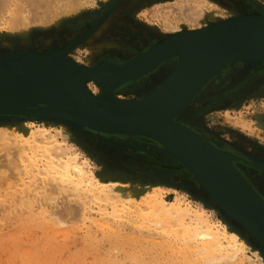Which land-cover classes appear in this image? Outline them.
<instances>
[{
  "label": "rangeland",
  "instance_id": "rangeland-1",
  "mask_svg": "<svg viewBox=\"0 0 264 264\" xmlns=\"http://www.w3.org/2000/svg\"><path fill=\"white\" fill-rule=\"evenodd\" d=\"M109 1H95L86 9L68 17L58 18L50 25L38 24L37 27L33 25L32 29H28V33L35 40L33 39L34 43L28 50L46 52L53 49L60 50L70 45L74 39L90 29L92 21L108 10L111 6ZM183 1H188L194 6L199 5L204 17L197 18L196 22L190 21L192 23L181 17L178 13V4ZM255 1L264 10V0ZM168 5H173L175 10ZM215 8L226 13L218 12L216 20L211 21L209 16L215 12ZM257 12L249 0H122L116 9L109 13L99 29L88 39L76 45L68 57L88 67H95L103 61L120 64L127 58L152 47L160 34L166 37L185 31V29L186 31L201 30L213 23H220L243 14V16H253L257 15ZM166 15L176 26L175 30L174 28L169 30L164 26ZM68 21H71V24L67 23ZM0 24V58L9 51L22 50V47L17 48L13 43V38L24 39L26 31L22 34H19L20 32L11 33L4 22ZM122 24L132 28L136 35H140L141 40L139 42L134 40L132 34L124 29L116 31L115 26ZM152 32L154 35L157 34V37L152 39L153 42L149 41L150 38L145 41L147 34ZM120 44L134 48L124 52ZM163 67L165 66L160 68ZM160 72L162 75L161 69H156L151 72L152 74H147L134 83H127L128 85H124L114 93L115 96L119 97L118 99L122 98L121 100H132L148 94V91L159 82L157 80ZM149 83H152L151 87ZM94 85L98 86L96 91ZM89 88L96 96L102 93V88L96 83L90 82ZM199 94L178 116V119L186 125L189 124V127L200 132V135L217 147L227 148L235 157V163L240 172L249 179L254 190L264 200V171L259 166L250 163L257 161L264 164V62L227 64L206 83ZM14 118L0 117V126H4V129H0V156L3 155L4 159L8 156L7 161L0 157V264H241L238 263L240 259L236 262L221 259L217 252L210 258V255L188 251L187 247H184V242L181 239L177 240L179 237L176 238V233L154 226L152 225L154 222H148L143 218L151 212L145 198L158 195L169 202L191 201L194 207L202 206L211 216V220H219L221 223L227 222L226 218L231 220V216L225 215V211L216 202L209 201V199L206 202L203 201L197 189L203 190L200 187L196 188L198 183L193 175L174 158L151 149L160 145L147 138L117 136V134L104 135V133L101 135L100 132L85 129L84 133L89 137L94 148L90 151V149L85 150L83 146L74 141L75 138L72 140L63 131L58 136L60 141H70L81 152L80 160L88 162L87 168L96 175L99 181L131 182L135 185L151 186L141 194V199L134 198L131 209L136 212L132 216L128 213L130 205L123 201V203L120 201L116 203L117 205H112L102 199L96 203L95 199V202L91 200L93 202L88 204L87 200L86 202L83 200L85 196L81 194L78 195L79 197L75 195L68 199L64 194H59V196L56 194V196L53 195L55 201L47 199L46 203L43 199L41 202V198L47 197V193L42 192L45 185L41 180L38 181V184L41 182L37 187L38 190L34 191V188L30 187L31 193L34 194L32 200L29 199V201L27 197L24 200L19 199L26 187L22 186L20 181L9 172L14 165L13 162L19 163L18 159H20L17 158L19 153L15 149L17 142L15 143L13 127L18 122L14 121ZM21 119V117L18 118V120ZM32 122L36 127L43 126V122L38 119H33ZM135 143L138 144L135 145ZM38 144L42 143L38 142ZM150 145H152L151 148ZM41 150V155L49 154L45 147L41 146ZM3 161L4 164H2ZM106 163H108L107 166L116 165L120 166L119 169L127 170L130 177H109L110 179L102 177L100 174L105 170ZM2 176L8 178L4 180ZM254 177L259 180L258 184L254 182ZM95 189L97 190L98 187ZM91 198L93 199L90 196ZM63 204H70L71 209L65 210ZM3 205L6 206L5 209ZM58 209L63 211L64 215L56 214L55 210ZM138 213L140 215H137ZM232 228L240 234L244 243L242 248L244 251H241L242 264H264V247L241 225L237 224V227L232 226ZM215 257L220 261H215Z\"/></svg>",
  "mask_w": 264,
  "mask_h": 264
},
{
  "label": "bare ground",
  "instance_id": "bare-ground-1",
  "mask_svg": "<svg viewBox=\"0 0 264 264\" xmlns=\"http://www.w3.org/2000/svg\"><path fill=\"white\" fill-rule=\"evenodd\" d=\"M95 1H98V0H0V19L2 17L5 18V16H6V19L3 20V18H2V21L4 22V25L8 26L9 32H11V33L20 32L19 34H22L26 31L25 36H23L24 39H20L19 37H15V38H13V43H15L17 48L22 47V50L27 51L28 48L34 43L33 42L34 37L32 39L31 35L28 33V29L29 30H30V28L32 29L33 25L34 26L36 25V27L38 26V24L42 25V26L43 25H50V23L55 22L56 20H58V18H62L64 16L68 17V16H71V15H74V14L80 12L83 9H86L89 6V4L94 3ZM121 1L122 0H110L109 3L111 4V6L108 7V10H111V8L116 9L119 6ZM54 3H55V5H54ZM203 4H204V2H203ZM251 4L253 7L256 8L257 11H258L257 8H259V9L261 8L263 10V7H261V5H259L255 0H253V3L251 2ZM168 6L173 7V5H168ZM171 9H174V7ZM125 11H127V10H125ZM176 12H177V10H176ZM202 12H203V10L199 7V5L194 6V5H192V3H189L188 1H185V2L183 1V2L178 4V13L180 14L181 17L188 20L189 23H192L190 21H195L197 18L204 17L202 15ZM218 12L226 13L225 11H222L219 8H215V12L211 13L209 16L211 21L216 20V17H217L216 14ZM1 14H3V15H1ZM255 16L256 15H254L252 17H255ZM225 17H227V16H225ZM168 18L169 17L166 15V18H165L166 20H164V22H165L164 26L166 28H168L169 30H171V29L173 30V28L175 30L176 26L173 23H171ZM100 19H101V16H98L95 21H92L91 23H93V24L91 25L90 29H92V27H94L96 25H98L97 29H99V27L105 21V19L104 20L101 19V21H100ZM75 20L76 19H74V21ZM2 21L0 20L1 23H3ZM74 21H72V22H74ZM203 21H205V20H203ZM70 22L71 21H68L67 23L71 24ZM87 27H89V25ZM115 28H116V31L124 29V30L130 32L132 34L133 39L138 40V42L141 40L139 38L140 35H136L135 31L133 32L132 28L127 27L126 25H123V24L120 26L117 25V26H115ZM90 29L88 31H90ZM95 29H96V27H95ZM96 30H92L93 33ZM88 31H86L82 35L78 36L74 40L76 41L79 38L85 37L81 41V42H83L84 40L88 39L89 36L86 37V33H88ZM185 31H186V29H185ZM152 34H153V32L151 34L150 33L147 34V36H149V37L146 36L145 41L150 38L149 41L153 42V40H154L153 38L157 37V34H155V35L154 34L152 35ZM231 34H233V32ZM125 35H127V34H125ZM128 35H129V33H128ZM42 38H43V36H42ZM162 38H164V37H163V35L160 34L156 38L157 43L156 42L155 43L157 44V46H155V47L153 46L154 48L150 47L147 50L143 49L144 51L127 58L125 61L121 62L118 65H122L128 61H131L132 59L139 56L140 54H143V53H146L148 51H152L153 49H156V47H161V48H158L156 50V52L151 56L150 61L146 62V65L147 66L150 65L149 67H151L158 56L163 55V54L168 53V52H173L174 54H179V55L183 54L184 55V54L190 52V50L196 49L195 44H199V42L201 40H204V42H202L200 44L206 43V46L208 48H210V50L212 49V54H221V55L223 54L225 56V54H227L229 52L230 53H238L240 51V48H234L230 45H228V46L223 45L222 46V44H219L218 41H216V40L212 41L211 39L207 40V38L205 36L201 37L200 35L187 34V35L179 36V38H177V39L174 38V39H167V40H164L167 37H165L164 39H162ZM158 40L159 41L162 40V41L159 42ZM65 41H66V39H65ZM38 42H40V41H38ZM121 46L123 47V48L121 47V49L124 52H127L128 49L131 50V48H134L132 46H130V47H126L125 45H121ZM225 46L229 50L223 49V47H225ZM66 47H68V45ZM66 47H64L62 49H65ZM108 48L109 47H107V49ZM62 49H60V50H62ZM34 51H36V50H34ZM52 51H54V49ZM106 53H107V51H106ZM69 54H70V52H69ZM177 57H180V56L173 55V56L169 57L168 59H166L164 62H162V64H160L158 66L157 69H161L162 75L160 72L158 80H157L159 82H157L156 85L153 86V89L148 91L149 92L148 94L154 92L156 89H159L164 84L165 81L170 79L171 74H172L174 67H175L174 64L176 63V60H178ZM113 58H114V56H113ZM103 62H105V61H103ZM112 63H114V62H112ZM162 66H165V67L160 68ZM223 71H224V69H223ZM150 74H152V73L150 72L149 75ZM90 82L96 83L95 81H89L87 83L88 88H89ZM127 83H129V82H127ZM127 83L123 84L121 87H123ZM135 83H137V82H135ZM173 83L174 84L171 85V87L168 89L167 93L165 94L164 100L160 103V105L158 107V113L163 118H165L167 121L175 123V121L178 118L176 116H177L179 110L185 104V102L187 101L190 94L195 91L196 86L200 83V78H198V75H195L194 78L192 76H188L183 71L182 74L180 73L179 76L177 75V77ZM151 84L152 83H149V86ZM94 87H95L94 90L96 91L98 89L97 88L98 86L94 85ZM121 87L115 89V92L118 89H120ZM106 89H108V88H106ZM92 93L94 94V92H92ZM140 93H142V92H140ZM146 95L147 94H145L141 97L139 96V98L136 99L137 101L132 100L131 105H136V104H140V103L145 102V101H149L151 99V96L149 98H145ZM102 96H103V94H102ZM27 103H30V101L28 102L27 99H16L14 101H6L3 104L5 106H8V107L12 106L14 108L25 109V107H27L26 106ZM30 104L31 105L27 108H31L33 110H38L39 112L43 113L40 115H44V117H40V119H38V120L43 122V124L41 123L43 126H37L36 127L35 123L32 122V120L34 118H30V119L28 118L25 120L24 119L18 120V117H21V118L23 117V116H19V115H18V117L14 118L15 119L14 121L18 122L17 125L15 124V126L13 127V129H14L13 134H14L15 140H16L15 143L17 142L15 149H17L16 151L19 153V157L17 155V158H20V159H18L19 163L15 162L16 163L15 164L13 162L14 165L11 164L13 166H12V168L10 167L11 171H9V172H11V174L16 179H18V181H20V184L22 186L26 187V190H24L20 194L19 199L24 200V198L27 197L28 200L29 199L32 200L34 194L31 193L30 189L33 187L34 191H35L41 183L40 182L38 184V181L41 180L42 183L45 185V186L43 185L44 191H42V192L47 193V197L41 198V200H40L41 202L43 199L46 200V203H47V199H48V201L49 200L55 201L53 199L54 198L53 195L56 196V194L58 196H59V194H61V195L64 194V196L67 199H68V197L70 198V196L73 197L75 195H77V197H79L81 194V195L85 196L83 200H85V202L87 200L88 204L93 202V201L91 202V200H94V202H95V199H96V203H97V201H100L102 199V201L104 200L107 203H111L112 205H117L116 203L117 202L119 203L120 201H121L120 203L125 202V203L130 205L128 213H130V216H132V214H134V212H136V211H132V209H131L133 206L134 198L141 199L140 198L141 194H143L146 191V189L151 188V186L150 185H145V186L142 185L141 186L138 184L135 185L134 183L132 184L131 182L124 183V182H119V181H116V182H111V181L105 182V181H101V180L99 181V179L96 177V175L91 170H89L87 168L88 162L84 161V160H82V161L80 160V153L81 152L77 148H75L70 143V141H65V140L60 141L58 138V136H60L62 134V131H63L67 136L71 137L72 140L75 138L74 141L78 142V144H80V146H83V148H85V150L90 149V151H93L94 148H93V145L90 143L89 137L86 134H78L76 131H74V129L72 127H70L68 124H66L63 120L58 119L60 116L57 113H55L51 110L44 112L42 105L39 104L38 101H32ZM115 105H120V104H115ZM54 106H60L62 108L65 107L67 109L72 110L71 108H69L70 107L69 105H65V104L50 105L49 109H52V107H54ZM48 115H51V116L47 117ZM19 121H23V122L21 123ZM91 124H94V123L91 122ZM97 124L98 123H96V125ZM100 126L102 127L103 125H100ZM104 128H106V127H104ZM179 128H180L182 134L184 135L185 140L175 139L174 142L178 143L179 147L181 146L180 147L181 153L186 158H188L189 160L192 159L195 162H197L198 164H200L201 165L200 168H201V171H203V174L207 178L208 177L211 178L212 181H214V183L217 186L222 187V189H223V191L218 190L216 187L207 183L205 180L202 181L194 173L199 179V182H197L198 185L196 188H198V187L201 188V185H203V189L205 190V191H201V190L197 189V191H200V192H198V194L201 195L200 197L205 202L207 201V199H209V201L216 202V201H214V199L216 197L221 198L222 195H225L229 200H228L227 206H225V205L224 206L230 212V214L234 218H236L237 220L242 222L246 227H248V229H250L251 232L258 237V239H260L261 241L263 240L262 242L264 243V211L259 206V204L255 201V198H254L253 193L251 191L250 181H249V179H247L242 174V172H240L238 166L235 163V157L232 155V153L229 152V150L227 148L217 147V145H215V147L214 148L212 147L213 149L211 148V150H210L211 154L209 156L212 157L211 160L206 161V158H205L206 154L203 155L202 152H199V148L196 146L195 141L189 140L190 139V132L188 131L189 129H187L186 126L184 127L182 125H179ZM0 129L1 130L4 129V126H0ZM100 134H101V132H100ZM104 135H106V134L104 133ZM117 136H118V134H117ZM133 137L145 138V139L147 138V137L142 136V135H136ZM92 139H93V137H92ZM120 139L122 140V138H120ZM147 140H151V141L156 142L155 140L150 139V138H147ZM38 142H41L42 144H38ZM137 144L138 143H135V145H137ZM173 145H174V143H173ZM41 146L45 147V149L48 150L49 154H46V155L42 154L43 155L42 156L41 155V153H42L41 152L42 151ZM138 146H137V148H138ZM149 147L151 148L152 145H150ZM158 147H160V146H158ZM2 156L3 155H1L0 157H2ZM6 157L8 159V156H5V158ZM43 158H45V160ZM2 159H4V157H2ZM7 159H4V160L7 161ZM106 162H110V161H106ZM0 164H1V161H0ZM2 164H4V161L2 162ZM5 164H6V162H5ZM107 164L108 163H106L105 170L102 171L103 174L102 173L100 174V175H102V177H108V178L109 177H111V178L112 177L113 178L114 177H118V178L130 177V175L127 174V170L125 171V169H119L120 166L119 167H117L116 165H112V166L108 165L107 166ZM99 177H101V176H99ZM1 178H3L5 180L8 177L2 176ZM254 178H255L254 182L256 184H258L259 180L256 179V177H254ZM94 186H97L98 189L96 190L95 188H97V187L94 188ZM231 188H233L239 194H241V196H243V198H245V201L241 200L237 197H234V199H232L231 194H230V192H232ZM94 190L96 192H94ZM89 192L91 193L90 195H89ZM44 195H46V194H44ZM90 196L93 197V199L92 198L90 199ZM184 197H186V195H184ZM160 198L161 197L158 195H152V197L147 196V198H145L146 202H147V206H149L151 208V212H150V215L143 217L144 219L148 220V222L149 221L154 222V224H152L154 226H158L159 228L163 227V228H166L168 231H171L172 233H176V238L179 237L177 240L179 241V239H181L184 242V245H185L184 247H187L186 249H188V251H192V252L197 251L198 254L200 253V254H204L206 256L210 255L209 256L210 258H211V255H213L215 252H217L220 255L219 258H221V259H226L229 262H236L237 260L239 261V259H240V261L238 263L242 264L243 259L241 258V251H244V250H242V248L244 247V243L240 238V234L237 233V231L235 232V230L232 228V226L237 227V224H239V223H237L231 217H230L231 220H228L226 218L227 222H225V223H221L219 220L218 221L211 220V216L208 214L207 210H205L202 206H195L194 207L191 204V201L186 202V201H181V200H175V201L169 202V201H166L165 199H162V198L160 199ZM77 199H79V198H77ZM97 199H99V200H97ZM81 203H83V202H81ZM64 206H65V210L71 209L70 204L69 205L66 204ZM134 206L137 208L136 205H134ZM4 207H6V206L3 205V208ZM114 208H115V206L113 207V209ZM76 209H77V207H76ZM236 210H237V212H240V213H236ZM1 211H2V209H1ZM55 211H56L55 213L58 215H61V214L64 215L62 213L63 211H60L59 209L55 210ZM104 211H105V209H104ZM98 212H101V211L98 210ZM105 212H107V211H105ZM226 214H228V213L225 211V215ZM137 215H140V214L138 213ZM137 217L140 218L141 216H137ZM243 217H245L249 220L248 222L250 225H248V223H246L244 221V219H242ZM58 219H59V216H58ZM66 219L67 218H65V220ZM99 224H100V222H99ZM104 224H106V223H104ZM108 227H110V226L108 225ZM140 227H142V226H140ZM110 228H112V227H110ZM164 233H167V232H164ZM179 234L181 236H179ZM182 241H180V242H182ZM170 245H172V244H170ZM178 247L180 248V246H178ZM177 249H175V250H177ZM173 251H174V249H173ZM181 251H179V252H181ZM183 251H185L184 248H183ZM193 253H191V254H193ZM180 254H182V253H180ZM242 257H243V254H242ZM210 258H209V260H210ZM219 258L216 259V257H215L214 259H215V261L216 260L220 261ZM186 261H187V259H186Z\"/></svg>",
  "mask_w": 264,
  "mask_h": 264
},
{
  "label": "water",
  "instance_id": "water-1",
  "mask_svg": "<svg viewBox=\"0 0 264 264\" xmlns=\"http://www.w3.org/2000/svg\"><path fill=\"white\" fill-rule=\"evenodd\" d=\"M249 1L253 3V0ZM257 9L258 14L255 17L243 15L233 17L220 23H213L201 30L182 31L168 35L169 37L166 36L167 38L164 37L165 39L162 38L164 40L177 39L179 36L193 34L201 37L205 36L207 40H216L222 46L230 45L234 48H240L238 53L229 52L225 56L223 54H212V49L210 50L206 43L200 44L204 42V40H201L199 44H195L196 49H192L184 55L168 52L158 56L151 67H149L150 65L147 66L146 62L150 61L151 56L161 47H156L152 51L140 54L122 65L100 62L95 67H88L80 65L68 57L69 52L85 37L74 40L62 50L46 52L33 50L11 51L0 58V117H18L19 115L23 116L22 119H40V117H44V115H40L43 113L27 108L32 101H38L42 105L44 112L51 110L57 113L60 116H58V119L63 120L78 134H85L84 131L86 129L105 134L142 135L155 140L160 145V147L151 149H155L177 160L193 175L197 182H199V177L202 181L205 180L218 190L223 191L222 187L217 186L211 178H207L203 174L200 164L192 159L189 160L181 153V146L179 147V144L175 143L174 140H185L179 125L186 126L190 132L189 140L195 141L199 152H202L203 155L206 154V161L211 160L212 157L209 156L211 154L210 150L215 147V144L182 123L178 118L175 123L167 121L158 113V107L164 100L168 89L174 84L173 82L177 75L179 76L183 71L193 78L198 75L200 83L196 86L195 91L190 94L176 117L189 107L206 83L227 64L234 62H264V10L261 8ZM112 10L113 8L103 13L101 19H106ZM95 27L97 29L98 25L92 27L86 33V37L93 33L92 30H96ZM232 32L233 34H231ZM156 43L153 45L154 47L157 46ZM226 46L223 49H227ZM173 55L180 57H177L178 60L174 64L175 67L170 79L165 81L159 89L146 95L145 98L151 96L149 101L131 105L132 100H137H121L115 97V89L127 82H134L156 70L162 62ZM89 81H95L101 86L102 93L99 96L93 94L87 87ZM16 99H27L30 103H27L25 109L8 107L3 104L6 101H14ZM55 104L69 105L72 110L60 106H54L49 109L50 105ZM50 116L48 115L47 117ZM91 122L94 124H91ZM96 123L98 124L96 125ZM250 163L259 166L264 171L263 163L257 161ZM201 188L205 191L203 185H201ZM231 190L232 199L237 197L245 201V198L236 190L233 188ZM251 191L255 201L264 211V200L257 194L252 185ZM228 200L225 195L214 199L233 220L239 223L264 247L263 240L258 239L248 227L234 218L226 209L225 206H227ZM236 213L240 212L236 210ZM242 219L250 225L247 218L243 217Z\"/></svg>",
  "mask_w": 264,
  "mask_h": 264
}]
</instances>
